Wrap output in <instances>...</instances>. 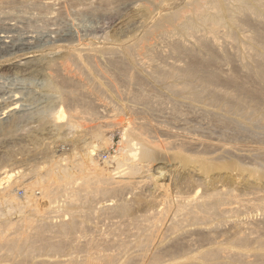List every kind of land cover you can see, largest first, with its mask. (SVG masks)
<instances>
[{"label":"bare ground","instance_id":"1","mask_svg":"<svg viewBox=\"0 0 264 264\" xmlns=\"http://www.w3.org/2000/svg\"><path fill=\"white\" fill-rule=\"evenodd\" d=\"M180 1L183 2L182 7L179 4L177 6ZM156 4L161 14L155 21L149 23L144 39L153 38V36L166 38L170 41V55L175 59L181 58L180 60L184 64L180 63L183 65H176V62L166 64H171L169 66L154 65L158 61V59L155 61L154 55L150 56L152 60L150 63L143 61L140 56L145 50L151 48L147 46L146 41L124 44L118 50H83L85 44L82 45V49H78V47L69 48L68 46L66 49L69 54L66 53L69 56L66 55L65 58L63 56L62 61L59 59V62L50 64L52 65L50 69L52 70L53 87L62 103L61 107L58 105L60 109L58 108L59 111L57 110L55 113L49 109L52 114V116L47 114L48 118L51 117L49 123L54 124L59 130L65 128L70 130L85 129V132L91 130L92 141L85 144L83 151L87 157V162H75L76 173L64 168L58 174L57 168H61V163L68 159L65 155L70 153V157H77L79 148L71 147V150H66L62 155L56 156L55 147L53 148L56 145H52V148L47 147L48 149L43 151L48 152L49 155V152H52L56 156L54 159H58V161H54L47 173L41 175L40 183L33 181L26 186L25 202L21 203L14 192L10 190L4 192L2 200L10 206L11 210L20 209L22 219L17 225L16 232L13 234L5 233L0 238V264L8 262L13 264L79 263L67 259L66 255L70 254L76 247H80L82 237L76 235L77 232L83 231L89 218L88 213L84 212L83 209L90 208L92 200L99 195L114 196L117 201L105 205L104 214L111 219H116L115 225L118 227L135 226L136 232L129 231L125 238L117 240L116 245L123 249V253L116 257L111 255L93 256L91 248H88V259L84 262L85 264H264V238L252 235V232L264 228L263 207L261 205L253 207L248 200L240 199L236 193L238 192L236 186L221 188L218 186L213 188V192L202 194L201 185L196 184L197 181L192 178L193 181L185 182L186 190L182 188V185H179L171 199H169L170 193L166 192L167 196H162L156 200L155 190L150 191L149 197L152 198L155 208L150 213V218L143 221V224L135 215L130 213L132 204L124 197L122 198L123 194L131 193L134 195L137 204L142 206L145 204L144 192L147 191V188H144L142 184L145 176L150 172L151 164L158 158L156 152L165 146V143L160 140V134L167 132L159 128L160 123L148 122L147 119L149 116L164 112L167 107L175 115H179L181 112L190 110L191 107L201 106L198 109L200 110L198 114L209 118L204 132L212 135L213 128L217 127L219 134L222 135L221 142L227 143V145L234 142L241 144L251 141L248 150L237 147L235 150L218 151L217 157L213 158L215 160L210 158L211 160L201 166L207 175L214 169L237 168L238 164L230 160L242 162L251 160L255 168L262 170L258 177L264 179V108L261 109L258 106L264 104V94L250 95L254 93V89L264 92V0H160ZM14 10L9 11L13 12ZM14 13L11 15H15ZM18 13L15 15L16 21L21 19L20 14H28L27 12L24 13L23 10ZM31 13L33 15L30 16ZM30 14L29 18L31 20L34 18L35 21L36 14L34 12H30ZM22 17L24 18V16ZM23 18L18 21L19 25L22 24L23 26L24 23L26 26L32 25L33 20ZM35 22L41 24L44 21H41L40 18L39 21L36 20ZM239 31L244 34L243 39L248 42L246 48L249 49L244 48L245 42L241 40V43L244 42L241 44L245 49L244 51H248V53L245 54L242 51L236 55L240 62L236 69L238 72H245L248 75V79L256 87L254 89L248 82H241L237 79H230L227 84L220 81V79L230 78V75L225 73L226 68L224 72L220 68L221 60L226 61L228 59L225 47L230 43L233 45L232 41L235 43V34ZM221 34L225 39L222 42L226 43V40H230L227 45L221 42V47L223 44L226 45L224 50L219 46ZM243 34H241L242 37ZM159 39L161 38L159 37ZM188 39L193 40V42L187 43ZM221 39L223 40L222 37ZM236 45L238 46V44ZM98 54L104 56L116 54V59L115 56L109 58L111 59L109 61L111 63L109 66L112 68V70L110 69L111 72L105 70L106 67L103 68V66L98 65ZM118 54L120 59L117 58ZM229 57L234 59L235 55ZM177 59L176 61H178ZM214 65H217L218 69H215L217 67ZM236 72H233L234 75L237 74ZM50 87H52L51 84ZM19 94L21 95V93ZM43 100L45 101V99ZM12 106L11 112L19 109L18 104ZM107 107H112L123 117L126 115V118L102 126L101 123L105 119V115H103L104 111H101V108L106 110L104 108ZM183 107L186 108L183 110ZM212 108L217 110L213 112V116ZM106 128L119 129L123 132V140L120 141L118 151L113 152V155L111 153L116 146L115 135L111 131L112 134L107 135ZM42 130L44 129L42 128ZM65 130L67 131V129ZM73 132L71 131L70 134H74ZM81 134L85 135V133ZM73 138L68 141L73 140ZM77 139L73 140L72 144L77 142ZM42 141L44 143V140ZM253 144L255 146H252ZM39 146L41 147L40 144ZM183 147L191 159L203 155L212 157V145L206 140L189 139ZM103 151L109 153V155L107 154V161L104 163L101 162ZM35 152L37 153V151ZM180 157L179 155L176 158ZM188 160V158H183L182 162L186 163ZM9 172L6 170L0 176V189L2 190L6 189L5 185L9 184L13 177V173L10 174L11 172ZM39 186L42 187V195L40 198H36V189ZM153 189H158V186L155 185ZM61 197L69 199L65 212L70 215V218L54 223L50 221L48 214L52 210L54 201ZM44 203L49 205V210L45 211L42 208V206H46ZM19 205L20 208L17 207ZM33 206H36L37 209L32 214L24 212L25 209ZM232 210L241 215H246V221L244 223L238 221L236 225L238 228L243 227L245 231L250 233L244 232L235 237L231 246L212 245V232H218L222 229L225 218H237L228 216ZM253 211L261 212L260 220L252 221ZM212 215L221 219L213 229ZM10 225L14 226L15 224ZM192 226L206 227L192 229ZM118 235H121V232ZM195 235H198L199 239H207L211 243L210 247L201 249L195 255L188 253L182 259L165 258V255L175 250L190 247L195 241L193 238ZM250 245L254 247L250 248ZM5 249L6 251H4Z\"/></svg>","mask_w":264,"mask_h":264},{"label":"rangeland","instance_id":"2","mask_svg":"<svg viewBox=\"0 0 264 264\" xmlns=\"http://www.w3.org/2000/svg\"><path fill=\"white\" fill-rule=\"evenodd\" d=\"M51 1L52 3H50ZM159 1L160 0H0V20L2 21V23L0 21V176L6 170L7 172L10 171V174L13 173V177L10 180L9 184L5 185L6 189H0V238H2L5 233L13 234L14 232H16L17 225H19V222L22 219L20 209L15 208L11 210L10 206L6 205L2 200L5 191L10 190L14 192V194L17 196V199L21 203L25 202V197L27 195L26 186L33 181H37L38 183H40L41 175L47 173L49 167L54 161H58V159L54 158L56 156L62 155V153H65L66 150L69 151L74 147L79 148V155L77 157H70V153L68 155H65L66 157H68V159L61 163L62 167L57 168L56 172L60 174L62 172L61 170H63L64 168H68L69 171L76 173L77 170L74 168L75 162H87V157L85 156V153L83 151L85 149V144H88L92 141L90 136L91 130H87L86 132L85 129L70 130L68 128H65L67 129V131L65 129L59 130V128H56L54 124L53 126L49 123L51 117L48 118L49 115L52 116L51 111H53L52 113L57 112V110L59 111L62 103L60 101L59 95L57 96V91L55 93V89L53 87L54 84L51 79L52 70L50 69V66L52 65L50 64L62 61L65 58L68 53L66 47H78V49H82V45L85 44V47L83 46V50H118L124 44L146 41L147 46H150L151 48L145 50L140 56L143 61L150 63L152 61L150 59V56L154 55L156 58L155 61L158 59V61H156L154 65L163 64V66H169L171 64H174L175 62L176 65L180 66L184 64L180 60L181 58H176L178 60L176 61V59L170 55V41L166 38L164 39L163 37L159 36L161 38L159 39L158 36H153V38L148 37L147 39H144L149 23L155 21L161 14L158 9V5L156 4ZM77 2L79 5L77 4ZM178 4L181 5V7L183 6L182 1L178 2L177 6H179ZM10 5L12 6L10 7ZM149 6L152 10L149 8ZM20 8L24 13L27 12L28 14H20L21 19L18 21L22 20V16H24L23 19L31 20L29 17L33 15V13L30 14V12H34V14H36L35 21H39V19L41 18V21L44 22L41 24H37V22H35L33 18L31 26H26L25 23L23 24V26L22 24L19 25L20 23L16 21L15 15L19 14L18 12H22ZM13 9H15V13L14 11L11 12ZM28 10L30 11L28 12ZM44 10H46L47 12ZM11 13H14L15 15L12 16ZM44 15L46 16V18ZM13 19H15V22L12 21ZM28 20L25 21L28 22ZM51 22L53 25L51 24ZM66 24L68 26L70 25L69 28ZM54 25L56 26V28ZM59 26H61L62 29ZM21 27L22 29H20ZM60 30L62 31L60 32ZM239 32H236L237 35L234 33L236 36L235 38L233 35L235 43L238 44V46L232 40L231 41L233 42V45L232 43H230V45H227V43L229 44L230 40H226V43L222 42L225 41L223 34H221L219 38V46L222 43L227 45H225V47L223 44V47H220L223 48V50L225 47V51L227 54L226 56H228V59L226 61L221 60V66L220 64L219 66L223 70V72L227 70L225 73L230 75V78L226 80L220 79V81L223 84H227L230 79H237L241 82H248L250 86L253 87L252 89H254L256 87L254 83L250 79H248V75H246L245 72H238V70L236 69L240 64L236 55H239V53L242 51L243 53L245 52V54L248 53V51H244V48L247 47L246 45L248 44V42L243 39L244 34ZM241 34H243V37L241 36ZM57 37L59 38L57 39ZM154 37L156 38L154 39ZM177 37L179 38V36ZM221 37L223 38V40L221 39ZM241 40L244 41L245 44L244 42L241 43ZM186 42L192 43L193 40L188 39ZM241 44L245 45L244 48ZM248 49L249 48H246V50ZM115 55L104 56L98 54V65H100L101 67L103 66V68L106 67L104 69L111 72L112 68L109 66L111 65V63L109 62L111 61V59L109 58L114 57ZM234 55V59H231L229 57H232ZM117 56V58L120 59L119 54ZM180 62L183 64H181ZM168 63L171 64L166 65ZM214 66L217 67V65ZM214 66L213 68H215ZM215 69H218V67ZM234 71H237V74L234 75ZM50 84L53 87V90L51 89L52 87H50ZM19 93H21V95ZM261 94H264V92L258 89H254V93L250 95L256 96ZM43 99H45V101ZM13 104H18L19 109L13 110L11 112V107H13ZM258 106L261 109L264 108V104H260ZM200 107L201 106L191 107L190 110L181 112L179 113V115H175V113L171 111L169 107H167L165 108L164 112H160L156 115L148 117V122H158L160 123L159 128L167 131L166 133L160 134V140L165 143V146H162L161 150L159 149L156 152L158 158L151 164L150 172L145 176V179L143 181L142 186L144 188H147V191L144 192V206L137 204L135 202L134 195H131V193L123 194L124 196L122 195V198L124 197V199L132 204L130 213L135 215V217L140 220L141 224L144 223L143 221H147L150 218V213L155 208L152 198L149 197L150 191L155 190L157 196V198H155L156 200H159L162 196H167L166 192L170 193L169 199H171L173 198V194L178 190L179 185H182V188L186 190L185 182L193 181L192 178L197 181L196 184L201 185L202 194L211 192L214 187L218 186L220 188L231 187V185L236 186L238 190V192L236 193L239 195L240 199L248 200L253 205V207L261 205L263 207L262 210L264 211V179L258 177L262 173V170L259 168H255L253 161L245 160V162H242L239 160H230L235 161L238 164V167L230 168L228 170L214 169L211 170L208 175L205 173V171H203V167H201L202 164L211 160L210 158H212V160H215L213 158L217 157L218 151L235 150L237 147L248 150V146L251 145V141H246L241 144L238 142H234L233 144L229 143V145H227V143H222V135L219 134V129L217 127L213 128L214 131H212V135L207 134L204 131H206L205 126L207 125L209 118L207 116L198 114L200 112V110H198L200 109ZM185 108L186 107H183L182 109L184 110ZM104 109L106 110H103L101 108V111H104L103 115H105V119L101 123L102 126H107L126 118V115L125 117H123L121 113L115 111L112 107H107ZM216 111L217 110L212 108V116L213 112ZM44 126L48 127L44 128ZM42 128L44 130H42ZM71 131H74V134H70ZM110 131L115 135L116 141L115 149H113L111 153L113 155L118 151L120 141L123 140V132L119 129L114 130L110 128H106L105 132L110 136L112 134ZM76 133L79 135V137H81V133H85V135H82L81 139ZM60 134L63 136H61ZM71 138H73V140H76L78 138L77 142L72 144L73 140L68 141ZM189 139H201L208 141L212 145V157L209 155H203L200 157H196L195 159H191V157L187 153H185V148L183 147L184 143ZM42 140H44V143ZM56 142L58 144H55ZM39 144L42 148L39 146ZM52 145H56L53 146V148L55 147L57 153L56 156L55 154L53 155L52 152H49V155L48 152L46 153L43 151H46L49 147L52 148ZM252 146H255V144H253ZM21 147L24 149V152ZM14 149L15 151H13ZM35 151H37V153ZM8 153L10 157L9 155H7ZM102 153L103 159L101 162L104 163L107 161L109 153L104 151ZM179 155L181 157L176 158ZM183 158H188V162L183 163ZM176 178L178 179L176 180ZM155 185L158 186V189H153ZM41 195L42 187L39 186L36 189L35 197L40 198ZM115 201H117V199L114 196L105 197L99 195L92 200L90 208L83 209L84 212L88 213L89 218L83 231L77 232L76 235L82 237L81 244L80 247H76L75 250H72L70 254L66 255L67 259L78 261L79 263L77 264H85L84 262L88 259V248H91L93 256L105 257L111 255L116 257L119 254L123 253V249L119 248L116 245L117 240L120 238H125L126 234H128L129 231L136 232V230H134L135 226L130 227L126 225L118 227L115 225L116 219H111L104 214V206ZM79 202L82 201L79 200ZM68 203L69 199L67 197H61L58 200L54 201V203L52 204V210L48 214V218L51 222H60L62 220H66V218H70V215L65 212ZM17 207L20 208V205ZM42 208L47 211L49 210V205L42 206ZM35 209H37L36 206H33L25 209L24 212H26L27 214H32ZM228 216L237 218H225V221L223 222L224 226H222V229L218 232H212V245L231 246L233 245L235 237L241 235L244 232L250 233L249 231H245L243 227L238 228L236 225L238 221L244 223L247 219L246 215H241L240 213L232 210L228 214ZM251 216L252 221H258L261 219L260 216H262V214L261 212L253 211ZM219 221H221L219 217L212 215V229L218 224ZM9 223L15 225L11 226ZM200 227L206 226H192L191 228L198 229ZM257 231L252 232V235L261 236L262 238H264V228L258 229ZM119 232H121V235H118ZM193 238L195 239V241L191 244L190 247H182L179 250H175L172 253L165 255V258L182 259L188 253H193L195 255L201 249H207L211 245V243L207 239H199L198 235H195ZM251 247L254 246L250 245V248ZM4 251H6V249ZM11 263L8 262L6 264Z\"/></svg>","mask_w":264,"mask_h":264}]
</instances>
